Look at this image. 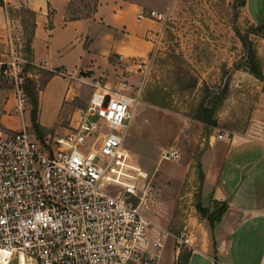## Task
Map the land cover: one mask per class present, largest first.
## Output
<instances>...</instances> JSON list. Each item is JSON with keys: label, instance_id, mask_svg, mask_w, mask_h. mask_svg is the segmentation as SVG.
I'll return each mask as SVG.
<instances>
[{"label": "rangeland", "instance_id": "374dc122", "mask_svg": "<svg viewBox=\"0 0 264 264\" xmlns=\"http://www.w3.org/2000/svg\"><path fill=\"white\" fill-rule=\"evenodd\" d=\"M96 1L73 0L69 14H87ZM141 1L145 2L144 8L156 5L164 19L158 21L156 31L134 35L137 37L132 39L131 52L124 48L120 51L123 58L108 54L105 63L111 66L99 65L98 73L103 76L98 78L111 86L121 81L135 86L143 81L141 102L133 110L125 146L137 165L138 201L152 221L151 227L172 234L184 229L191 232L194 240L189 250L198 247L201 238L213 248L218 222L215 215L224 208L214 206L203 196L202 157L219 142L240 140L264 128V10L259 12V0H252L257 25L248 19L246 0ZM17 12L13 16L23 19L25 27L13 33L12 40L20 46L27 60L26 71L31 75L24 85L28 83L38 100L47 81L66 76L63 70L48 71L33 64L31 16L25 7ZM66 33L71 43L58 59L71 65L82 49L87 50L78 42L80 32L70 28ZM154 33L157 37L150 38ZM90 34L95 41L89 49L99 60L123 30L115 23L105 30L91 27ZM127 60L145 62L141 68H125ZM88 72L83 66L77 69L71 79V95L62 105L58 121L49 128L39 125L36 130L40 136L63 135L76 124L92 91ZM67 85L66 79L59 86L52 79L44 94L60 97ZM10 88L11 84L2 83V98ZM27 98L23 120L29 123L32 96L28 94ZM41 111L48 121L53 119V105L44 98ZM5 123L17 125L16 121ZM172 150L178 153L176 159L164 157ZM164 249H175L174 239L169 238ZM179 260L182 263L183 259Z\"/></svg>", "mask_w": 264, "mask_h": 264}, {"label": "built area", "instance_id": "2783aa9c", "mask_svg": "<svg viewBox=\"0 0 264 264\" xmlns=\"http://www.w3.org/2000/svg\"><path fill=\"white\" fill-rule=\"evenodd\" d=\"M137 17L164 19L155 10ZM26 63L9 37L0 52V264H157L169 238L178 251L192 248L191 232L151 227L140 208L137 165L125 142L143 81H90L86 107L70 131L40 136L23 120ZM5 82L12 88L2 98Z\"/></svg>", "mask_w": 264, "mask_h": 264}, {"label": "crops", "instance_id": "0c3cea01", "mask_svg": "<svg viewBox=\"0 0 264 264\" xmlns=\"http://www.w3.org/2000/svg\"><path fill=\"white\" fill-rule=\"evenodd\" d=\"M70 1L3 0L5 6H0V52L8 38H13V33L21 32L24 27L21 18L10 16L7 8L25 7L35 13L31 43L33 64L48 71L58 69L65 72V78L54 76L39 91L37 123L45 128L52 127L58 121L60 109L71 95V79L75 77L77 69L82 66L87 69V74L91 75L87 76L90 81L103 76L98 73L99 65L105 68L111 66L108 61L105 63L108 54H120L122 48L131 52L132 39L137 37L134 35L140 33L142 36L148 30L156 31L158 28V21L137 17L141 11L158 12L154 4L144 8L145 2L141 0H99L91 17L74 20H69L67 16ZM259 2L258 11L262 12L264 0ZM245 10L248 19L257 24L258 14L252 10V0H246ZM115 23L121 27L123 34L98 60L89 49L95 41L90 29L102 27L105 30ZM70 28L80 32L82 38L78 42H82L87 50L82 49L71 65L58 59L70 46L71 41L66 35ZM52 79L56 80L58 86L64 79L68 81L62 96L44 94ZM43 98L54 108L53 119L49 121L41 111ZM262 124L264 127V122ZM130 130L131 121L127 135ZM253 131L256 134L242 136L240 140L230 138L227 142H219L207 149L202 157L203 196H207L208 201L212 200L214 206L224 208L215 225V247L211 248L205 238H201L198 247L184 254L181 253L183 251L163 248L157 264H264V128ZM180 258L183 259L182 263Z\"/></svg>", "mask_w": 264, "mask_h": 264}, {"label": "trees", "instance_id": "16d2710c", "mask_svg": "<svg viewBox=\"0 0 264 264\" xmlns=\"http://www.w3.org/2000/svg\"><path fill=\"white\" fill-rule=\"evenodd\" d=\"M98 1L99 0H97L95 2V4L91 7L90 12H88L87 14H84V15H76V14H69V8H70V6H71V4L73 2V0H71L70 3H69V5H68V7H67V16H68V19L69 20H74V19L89 18V17H91L93 15V13L96 11V8H97V5H98ZM0 6H2V7L5 6L3 0H0ZM7 11H8V13H9L10 16H13V13H18L17 12V9L12 8V7H8L7 8ZM28 13L31 16L32 27H33L34 26L35 13L33 11H30V10H28ZM21 22H22L23 26L25 27V22L23 21V19H21ZM251 72L254 73L255 72L254 69H251ZM257 74H260V73H257ZM24 89H25V92H26L27 95L29 94V95L32 96V98H31L30 120H31V122L33 124V127L35 129H38L39 128V124L37 123L38 100L34 96L33 91L28 88V83L24 85Z\"/></svg>", "mask_w": 264, "mask_h": 264}, {"label": "water", "instance_id": "95a60500", "mask_svg": "<svg viewBox=\"0 0 264 264\" xmlns=\"http://www.w3.org/2000/svg\"><path fill=\"white\" fill-rule=\"evenodd\" d=\"M220 218V216L217 214L215 215V219L218 220Z\"/></svg>", "mask_w": 264, "mask_h": 264}]
</instances>
